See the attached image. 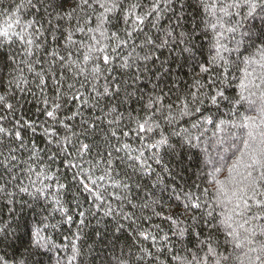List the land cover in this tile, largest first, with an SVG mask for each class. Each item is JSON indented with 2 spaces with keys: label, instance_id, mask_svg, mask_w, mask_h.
Listing matches in <instances>:
<instances>
[{
  "label": "trees",
  "instance_id": "obj_1",
  "mask_svg": "<svg viewBox=\"0 0 264 264\" xmlns=\"http://www.w3.org/2000/svg\"><path fill=\"white\" fill-rule=\"evenodd\" d=\"M0 264H264V0H0Z\"/></svg>",
  "mask_w": 264,
  "mask_h": 264
}]
</instances>
